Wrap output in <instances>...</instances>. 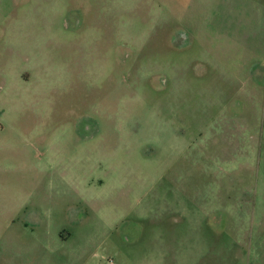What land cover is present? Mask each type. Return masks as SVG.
Returning <instances> with one entry per match:
<instances>
[{
  "label": "rangeland",
  "instance_id": "obj_1",
  "mask_svg": "<svg viewBox=\"0 0 264 264\" xmlns=\"http://www.w3.org/2000/svg\"><path fill=\"white\" fill-rule=\"evenodd\" d=\"M0 264H264V0H0Z\"/></svg>",
  "mask_w": 264,
  "mask_h": 264
},
{
  "label": "flooded vegetation",
  "instance_id": "obj_2",
  "mask_svg": "<svg viewBox=\"0 0 264 264\" xmlns=\"http://www.w3.org/2000/svg\"><path fill=\"white\" fill-rule=\"evenodd\" d=\"M82 74L87 77V75L90 73L89 71H86L83 72ZM87 116L88 115L83 114L79 119L76 120V124H73L74 127L72 128L73 136L67 134L69 138L73 137L79 139L81 142H83L85 139L89 140L95 138L94 136H95V132L97 131V127L95 126V124H93V121L91 119L87 118ZM90 124H92V127L90 126ZM80 138L83 140H81Z\"/></svg>",
  "mask_w": 264,
  "mask_h": 264
}]
</instances>
